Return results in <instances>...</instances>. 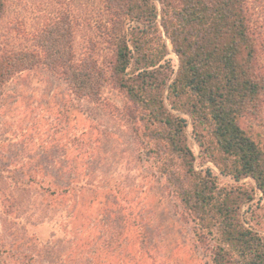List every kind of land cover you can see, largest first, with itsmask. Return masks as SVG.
Listing matches in <instances>:
<instances>
[{
    "label": "trees",
    "instance_id": "trees-1",
    "mask_svg": "<svg viewBox=\"0 0 264 264\" xmlns=\"http://www.w3.org/2000/svg\"><path fill=\"white\" fill-rule=\"evenodd\" d=\"M99 1L98 40L89 38L92 46L80 55L75 49L80 23L68 13L32 34L31 47L0 42V91L16 75L39 67L63 79L77 99L99 103L106 86L119 90L127 100L120 113L133 123L150 167L171 189L181 219L192 225L207 264H264V233L253 225L251 207L258 190L264 208V123L254 124L264 111V0ZM7 7L8 0H0V20ZM168 41L179 58L176 72ZM190 124L201 155L234 182L224 185L211 169L197 170ZM32 166L7 196L20 206L30 185L54 199L90 188L76 175L75 184L74 178L65 183V169L57 170L58 178L43 165ZM81 167L67 173L83 176ZM85 170L84 178L90 174ZM245 178L255 186L241 182ZM99 188L102 195L108 187ZM246 205L250 217L244 216ZM122 222L107 237L95 240L89 233L82 246L77 240L74 249L92 250L85 264H98L94 260L104 253L120 254L133 236L126 229L130 222L125 217ZM22 240L0 238V264H44L35 259L41 252L23 249ZM140 243L148 247L145 233Z\"/></svg>",
    "mask_w": 264,
    "mask_h": 264
},
{
    "label": "rangeland",
    "instance_id": "rangeland-1",
    "mask_svg": "<svg viewBox=\"0 0 264 264\" xmlns=\"http://www.w3.org/2000/svg\"><path fill=\"white\" fill-rule=\"evenodd\" d=\"M102 6L99 0H8L0 20V42L16 48L31 47L32 34L49 20L68 13L80 23L75 37L80 55L91 45L89 38L98 40ZM168 43V58L176 72L179 58ZM101 54L104 57L107 51ZM103 97L99 103L77 99L63 79L43 67L16 75L0 91V238L5 242L22 238V248L41 252L42 257L35 259L44 264H85L91 259L87 252L92 250L88 247L82 254V250L74 249L77 240L82 246L89 233L95 240L105 237L123 228L125 217L132 238L120 254L98 256L94 260L98 264H207V257L194 241L192 225L181 219L171 189L150 167L149 153L137 141L133 123L120 113L125 96L108 85ZM260 119L264 123V111L254 124ZM188 134L197 170L211 169L224 185L234 182L201 155L191 124ZM34 164L43 165L48 174L58 178L57 170L65 169V183L76 175L79 184L88 182L90 188L76 196L54 199L30 185L20 206L17 199L7 196L16 179H27L25 174ZM76 165H83L89 176L84 178L83 170L78 173L84 177L69 175L67 172ZM73 181L75 184V178ZM241 182L255 186L251 178ZM101 185L110 189L99 195ZM261 195L257 190L251 206L255 209L252 223L264 233ZM247 210L249 205L243 211L250 217ZM142 233L147 248L140 243Z\"/></svg>",
    "mask_w": 264,
    "mask_h": 264
}]
</instances>
